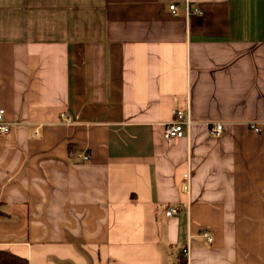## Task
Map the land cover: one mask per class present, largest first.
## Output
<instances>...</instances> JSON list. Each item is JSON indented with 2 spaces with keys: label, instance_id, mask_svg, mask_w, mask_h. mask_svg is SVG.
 I'll list each match as a JSON object with an SVG mask.
<instances>
[{
  "label": "crops",
  "instance_id": "crops-1",
  "mask_svg": "<svg viewBox=\"0 0 264 264\" xmlns=\"http://www.w3.org/2000/svg\"><path fill=\"white\" fill-rule=\"evenodd\" d=\"M0 109V249L264 264V0H0Z\"/></svg>",
  "mask_w": 264,
  "mask_h": 264
},
{
  "label": "built area",
  "instance_id": "built-area-1",
  "mask_svg": "<svg viewBox=\"0 0 264 264\" xmlns=\"http://www.w3.org/2000/svg\"><path fill=\"white\" fill-rule=\"evenodd\" d=\"M187 9L189 14L198 13L200 11L199 8H192L190 3H187ZM171 10L173 12H176L177 6L171 5ZM4 115H5V110L0 109V134H6L10 131V124L5 121ZM61 116L67 119V121H71V118H69L66 114H62ZM192 124L193 123L189 108L187 111L175 110L174 119L165 125V129H164L165 140L171 142L177 138L189 137ZM251 127L256 132H261L260 128H258L255 124H252ZM223 132H224V123L222 122H215L211 124L209 127V133L213 137H221ZM80 158L83 159L84 161H88L90 159L89 155L86 153L82 154ZM184 189L188 190V185L184 186ZM178 211H179V207L170 206L165 210V214L166 216L170 217L178 213ZM204 235L209 242L213 241L212 236L208 232H205Z\"/></svg>",
  "mask_w": 264,
  "mask_h": 264
},
{
  "label": "trees",
  "instance_id": "trees-1",
  "mask_svg": "<svg viewBox=\"0 0 264 264\" xmlns=\"http://www.w3.org/2000/svg\"><path fill=\"white\" fill-rule=\"evenodd\" d=\"M0 264H29L26 257L20 256L8 249H0ZM176 264H188V250L181 249L176 258Z\"/></svg>",
  "mask_w": 264,
  "mask_h": 264
}]
</instances>
